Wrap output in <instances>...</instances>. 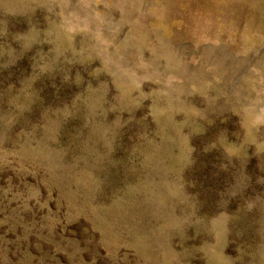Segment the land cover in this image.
<instances>
[{"label": "rangeland", "instance_id": "obj_1", "mask_svg": "<svg viewBox=\"0 0 264 264\" xmlns=\"http://www.w3.org/2000/svg\"><path fill=\"white\" fill-rule=\"evenodd\" d=\"M0 264H264V0H0Z\"/></svg>", "mask_w": 264, "mask_h": 264}]
</instances>
